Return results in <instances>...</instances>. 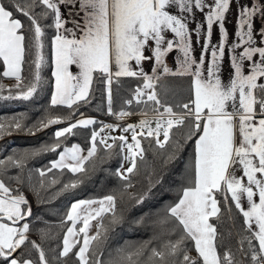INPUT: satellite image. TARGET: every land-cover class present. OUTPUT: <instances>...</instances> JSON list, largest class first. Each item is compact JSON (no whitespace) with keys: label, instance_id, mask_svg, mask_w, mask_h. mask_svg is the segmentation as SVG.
Wrapping results in <instances>:
<instances>
[{"label":"snow or ice","instance_id":"obj_1","mask_svg":"<svg viewBox=\"0 0 264 264\" xmlns=\"http://www.w3.org/2000/svg\"><path fill=\"white\" fill-rule=\"evenodd\" d=\"M77 0H12V9L0 0V58L7 65L4 71L5 77H15L20 87L22 81L21 73L25 58V31L20 19L14 18L13 11H18L30 21V31L34 40L35 60L33 65L36 69L34 81L20 93L23 99H29L36 91L40 82V68L44 60L42 37L44 30L39 23L38 16L46 17L51 11L54 17L53 26L57 35L53 38L55 48V92L51 98L52 105H66L71 108L79 101H87L90 86L93 80V73L106 74L109 103H111V84L113 73L111 66H118L115 72L116 77H142L143 87L135 89V98L140 101L147 97V101L160 105V99L156 91L157 82L160 76L156 68H162L164 74L190 75L194 79V98L188 103L179 107L184 110L180 113L174 112L171 106H164V112L158 108L153 111L161 119L156 121V127H151L149 120H142L139 127L147 129V136L155 137V143L164 148L171 138L172 129L182 126L187 127L186 138L191 139L194 135L201 133L196 140L195 180L192 186L182 190V197L169 212L181 226L183 235L176 241H169L164 250L151 249L149 260H156L157 264H165L168 256L182 255L183 264H236L235 257L231 251L223 255L217 248V227L210 222L212 217H219V201L214 193L222 190L224 198L235 201V207L243 214L247 230L251 233L248 240L250 258L254 264H264V83H258L264 78V47L253 45L252 17L259 10V6L242 7L239 11V31L236 35L239 42L231 45L233 55L231 63L235 70V78L230 83L224 84L219 75L220 61L224 57L225 45L228 42V32L225 28V14L229 11L232 0H78L79 6L85 12L84 24L76 25L82 31L77 38L76 33L71 29H64L71 33L68 38L60 30L67 23L62 18L60 5L73 3ZM43 5L45 11L36 14L35 8ZM178 8L182 13H192L194 8L206 12L207 38L209 44L212 39L214 24H218L222 34L220 43L211 48V64L207 66L203 57L197 59L192 55V32L183 15L173 14V8ZM170 30L175 34L176 40H166L165 31ZM264 37V28L260 30ZM150 41L155 42L151 49L152 55H145V48ZM241 45L244 47L242 54H236V49ZM179 49L181 56L176 59L179 63V70L173 72L165 63V57L173 50ZM204 51H209L204 46ZM259 55V62L254 57ZM155 60L156 68L152 69L153 74L148 75L143 67L138 71L134 70L131 62L137 65L145 60ZM251 61V71L245 74L244 61ZM71 65H78L80 72L73 75L70 71ZM4 85L0 84V89ZM259 89V97L256 90ZM133 101L128 100L131 104ZM231 107V111H229ZM259 109V111L257 110ZM111 112V107H109ZM167 119H163L164 114ZM129 113L121 112L123 118ZM259 116V119L257 117ZM186 121H189L186 125ZM61 118H49L43 127L58 124ZM95 123L91 119H81L63 130L55 132L59 139L67 133H71L78 125L87 126ZM19 129V122L13 121L7 125ZM6 125L0 123V132L4 131ZM133 131L132 140L134 143L126 144L129 155L125 159L130 160L131 166L127 168L128 173L136 169L137 157L143 158L144 149L141 141L137 139L142 133L136 132V126L129 125L124 131ZM163 131V140L160 133ZM98 133L92 135V146L87 155H82L79 145L71 148H64L59 154V159L52 162L53 168H68L73 173L84 171L85 162L95 155ZM239 137V141H238ZM113 143L117 139L127 141L126 136L112 137ZM100 143L107 148L105 139ZM60 147L59 143L47 147L45 150L55 151ZM179 148V142L176 145ZM171 158V157H170ZM11 161L12 158L9 157ZM21 165L22 160L12 161ZM3 163V161H0ZM242 166L243 175L237 177L235 165ZM231 169V170H230ZM45 173L40 172L43 176ZM246 177V183H245ZM127 179V177H124ZM75 184L65 187H75ZM128 187H131L129 184ZM11 189L5 186L0 180V257L8 259L18 248L29 239V225L24 223L21 227H15L18 221L25 219L28 212L22 211V205L27 204L23 195H11ZM246 195L249 207L241 203L242 197ZM258 196V202L255 197ZM117 197L115 195L104 196L100 200H81L72 204L67 219L72 222V227L67 229V235L63 240L64 256H67L76 240L70 237L83 233V246L77 255L82 264H88L87 253L91 243L101 236L98 229L95 235H89L90 221L98 217L103 218L104 214L112 213L115 220ZM96 205V207H93ZM81 211L84 215H81ZM11 224L3 222L4 219ZM82 227L76 230L77 223ZM256 225L254 228L253 225ZM103 228V224L99 225ZM186 240L194 242V250L197 257L189 255L186 247ZM258 242V247L252 241ZM37 249L39 244L32 242ZM244 239L240 241V251L243 253ZM142 250L129 253L128 260L133 255H142ZM39 260L42 264H48L43 249L39 251ZM9 264H33L31 260L20 261L12 258ZM134 264V262H133Z\"/></svg>","mask_w":264,"mask_h":264},{"label":"trees","instance_id":"obj_2","mask_svg":"<svg viewBox=\"0 0 264 264\" xmlns=\"http://www.w3.org/2000/svg\"><path fill=\"white\" fill-rule=\"evenodd\" d=\"M5 3L11 10L12 0H5ZM45 10L43 5H38L35 13L39 14ZM48 13L46 17H37L44 30V60L40 68V82L29 99H23L20 93L34 81L35 48L33 34L29 30L30 21L18 11H13V16L23 23L26 37L19 88L15 87V78L3 75L5 64L0 58V84L4 85L3 89H0V123L6 125L5 130L0 132V140L4 139L0 142V161H3L0 163V180L12 190L11 195L29 194L34 203L32 216L16 226L20 227L24 223L29 225L28 234L38 237L48 264H81L77 255L80 242L75 244L67 256L61 254L67 229L72 225L67 219L71 206L77 201L97 200L107 195H115V220L112 213H106L100 218L99 225L102 223L103 228L98 225L97 230L101 231V236L91 243L87 254L88 264H157L156 260H149L151 249L164 250L169 241H176L183 235L181 226L171 216L169 209L179 201L182 190L194 183L195 142L201 133L187 139L186 126L174 127L164 148L155 143V137L141 136L144 155L142 159L139 158L136 169L127 179L121 173L125 142L119 139L112 144V148L105 147L97 140V151L85 162L82 172L73 173L68 168H53L52 162L58 160L64 148L79 145L85 151L83 155H87L92 146V135L101 124L96 125L98 123L95 121L87 126L78 125L71 133L59 139L55 137V132L81 119H89L84 115L94 111L102 113L104 106L101 109L92 108L97 104L98 93L107 97V82L106 74L95 72L87 101H79L71 108L51 104L54 89L53 38L57 34L53 26L54 17L50 10ZM112 78L114 90L111 96L116 106L117 103L122 105L119 110L126 106L133 111L148 110L149 114H157L153 109L158 108L159 112H164V107L161 106L164 105L171 106L174 112L180 113L184 110L179 105L194 98L192 76H163L156 85L160 105H155L147 99L128 104V100L133 101V92L144 81L143 78ZM256 94L259 97V89ZM80 116L84 117L76 120ZM56 117L61 118L60 123L43 127V123L49 118ZM13 121L19 122L21 127H7ZM67 121L71 122L61 124ZM188 122L186 121V125ZM57 143L60 147L55 151L45 150ZM9 157L12 158L11 161ZM15 160H22L23 163L18 166L12 162ZM41 171L45 173L43 176L40 175ZM71 184L76 186L65 187ZM129 184L131 187H128ZM214 195L221 209L218 218L210 219L217 227L218 251L222 255L231 251L236 264H254L250 258L248 240L245 239L250 237L251 233L247 230L243 214L235 207V201L230 198L229 193V198L225 200L223 186L222 190ZM26 205L28 206H22ZM242 239L243 253L240 251ZM32 242L31 239L27 240L17 255L32 259L38 264L37 255L39 263L42 264L39 251L33 247ZM185 243L189 254L195 252L194 242L186 240ZM252 243L256 246L255 240ZM138 250H142L143 254L133 255L131 260L127 259L129 253ZM8 261L9 258L0 257V264H7ZM165 264H183L182 255L168 256Z\"/></svg>","mask_w":264,"mask_h":264},{"label":"crops","instance_id":"obj_3","mask_svg":"<svg viewBox=\"0 0 264 264\" xmlns=\"http://www.w3.org/2000/svg\"><path fill=\"white\" fill-rule=\"evenodd\" d=\"M211 0H206V3H210ZM253 6H259V10L256 12V14L252 17V25H253V45L255 47H264V37L261 36L260 30L261 28H264V0H232L229 11L225 14V28L227 29L228 32V42L225 45V53L224 57L220 61V77L221 80L224 84L230 83L231 79L235 78V70L232 66L231 63V57L234 54L231 48V45L234 43L239 42V37L236 35V33L239 31L238 28V23H239V11L242 7H253ZM60 10L62 14V18L67 21V23L64 24V28H62L60 31L64 34L67 35L68 38H72L71 33L65 32L64 29H71L76 33V37L79 38L83 33L82 31L76 27L77 24L83 25L84 24V16L85 12L81 10L78 0L77 2L73 3H65L60 5ZM207 8H205L204 12H201L199 9L193 10L192 13H182L178 8H173V14L177 15H183L186 18V22L189 25V30L192 32V55L195 56L197 59L200 57H203L205 60V64L207 66H210L211 64V48L216 47L221 39H222V34L219 29L218 24L213 25L212 29V39H211V44L208 42L207 38V21H206V12ZM57 34V30H56ZM165 39L169 40H176L178 39L175 37L174 33H171L170 30H166L165 33ZM207 45L209 51L205 53L204 51V46ZM155 42L150 41L149 45L145 48V55L146 56H151L153 53L151 51L152 48H154ZM247 45H241L240 48L236 49V54H242L244 47ZM55 54V50H54ZM182 53H180L179 49L173 48V50L164 58L165 63L167 66L173 70V72H176L179 70V63L177 61V57L181 56ZM254 61L257 63L259 62V55L257 54L254 58ZM132 67L134 70H139L141 67H143L144 71L148 75H152V69L156 68L155 60H145L141 64L137 65L134 61L131 62ZM251 61H244V66L246 69L245 74H248L251 71ZM7 70V65L5 64V69L4 71ZM55 69L53 70L54 73ZM70 71L72 72L73 75H78L80 72V69L78 65H71L70 66ZM111 71L113 73V76H115V72L118 71V66L113 64L111 66ZM156 72L160 77L163 76H187V75H172V74H164L162 68H156ZM22 75V73H21ZM112 76V77H113ZM94 77V73H93ZM139 77V76H137ZM8 78H15V77H8ZM193 78V94H194V79ZM93 83V80H92ZM91 83V86H92ZM258 83H264V78H261V80L258 81ZM91 86L89 90V94L91 91ZM55 92V77H54V89H53V94ZM89 96V95H88ZM231 107H229V111H231ZM259 111V110H258ZM147 118H150V115H147ZM164 117H167V114L164 115ZM259 119V116L257 117ZM134 122L132 120L124 122V126H127L128 123ZM123 126V125H122ZM121 126V127H122ZM123 126V127H124ZM139 133H142L140 136H144L145 134L147 135V132L139 131ZM199 138V137H198ZM197 138V139H198ZM239 141V137H238ZM126 154V152H125ZM124 154V158H125ZM126 160V159H125ZM236 172L235 174L237 177H240L243 175L242 172V166L240 165H235ZM231 170V169H230ZM122 171V170H121ZM246 177H245V183H246ZM230 194V193H229ZM231 195V194H230ZM182 197V196H181ZM254 199L257 200L258 202V196L255 197ZM242 205L247 209L249 207V203L247 201L246 195H244L241 199ZM100 221V219H99ZM211 222V221H210ZM99 225V224H98ZM253 227L255 228L256 225L254 224ZM256 241V240H255ZM256 246L258 247V242L256 241ZM196 255L198 256V253L195 251Z\"/></svg>","mask_w":264,"mask_h":264},{"label":"rangeland","instance_id":"obj_4","mask_svg":"<svg viewBox=\"0 0 264 264\" xmlns=\"http://www.w3.org/2000/svg\"><path fill=\"white\" fill-rule=\"evenodd\" d=\"M54 50H55V48H54V44H53V60H52L53 70L55 69V54H54ZM53 77H54V75H53ZM143 84H144V81L138 87H141L142 88L143 87ZM8 85H10V82H8ZM107 88H108V86H107ZM107 88L105 90V92L107 94V97H103L102 93H98V96H97V98H98L97 104L92 108V109L95 110V109H99V108L101 109L102 106H104V109L102 110V113L94 111V112H92V114L84 115V116L89 117V119L96 121L98 123L96 125L101 124V126H102L107 121H110L112 123L113 126L106 132V134L104 136H102L100 134V132H99V129H100L101 126L98 129L95 128V129H97V131L95 130V133H98L99 134L98 137H97V140L98 141H100L103 138V139L106 140L107 144H113V140L111 139L112 137L126 136L127 137V141L125 142V145L126 144H132V143H134L133 140H132L133 131L131 129H129L128 131H124V129L125 128H128L129 125L136 126V132L137 133H139V131H142V129L139 127L140 122L142 120H149L151 122V127L152 128H155L156 127V121L158 119H161L157 114H149V113H147L148 110L133 111V109H130V108L126 107V106H124L123 108H121L119 110L118 108H120L122 105L120 103H117V106H116L115 103H114V101H113V97L112 96H111V103H109L108 90H107ZM170 88H172V87H170ZM113 90H114V88H113V78H112L111 95L113 94ZM133 93H135V91ZM106 94H105V96H106ZM146 99H147V97L145 96L140 101H137L136 98H135V95H134L133 102H141V101H145ZM113 105H115V108H114ZM109 107H111V112L109 111ZM121 112L129 113V115H126L123 118H121L119 116V113H121ZM161 113H163V112H161ZM147 115H150V118H147L148 117ZM84 116H80L76 120H78L80 118H83ZM133 117H137V118H133ZM167 118L168 117H163V119H167ZM130 120H132L134 122H130V123L127 124V126H124V124H125L124 122L130 121ZM70 122L71 121L62 122L61 124H66V123H70ZM162 122H163V120L161 119V123ZM143 131L144 132H147V129H143ZM144 136H146V134ZM159 138L161 140H163V131H161ZM137 139H139L141 141V136L138 135L137 136ZM3 140L4 139H1L0 142H2ZM91 142H92V139H91ZM72 146H74V145H72ZM72 146L67 147V148H71ZM141 146H142V141H141ZM84 152L85 151L83 150L81 154L83 155ZM125 152H126V154H125ZM124 154H125V157H127L129 155V152H128V149H127L126 146H125V149H124ZM143 155H144V153H143ZM58 159H59V157H58ZM138 160H139V157H137L136 164H137ZM130 166H131L130 160H127V159L125 160V158H124V164L122 166V171H121V173H122L123 176L128 177L131 174V173H128L127 172V168L130 167ZM16 188H17V185H16ZM27 195H29V194H27ZM97 200H100V199H97ZM32 201H33V199H32ZM77 202H75V203H77ZM28 206L27 205H26V207L21 206L22 207V211L25 212V213L28 212L29 209H30ZM93 207H96V205H93ZM81 215H84V212L83 211H81ZM99 219H100V217H98L95 220H91L90 221L91 227L89 228V231H88V234L90 236L96 234V231H97V228H98V224H99ZM3 222L8 223L6 221H3ZM9 224H11V223H9ZM13 226L17 227L16 225H13ZM82 226H83L82 223H80V225H78V226L76 225V230H78ZM71 227H72V225H71ZM70 240L79 241L81 243L80 244V248H81L83 246V233H80V234L76 235L75 237H70ZM33 247H35L34 244H33ZM189 255H191L193 257H197V255H196L195 252H191ZM13 258H15L17 260H20V261H24V260H31V261H33L32 259L22 258L21 255H16ZM11 259H9V261L7 262V264H9V262H10ZM36 259H37L38 264H40L39 261H38L37 255H36ZM33 264H36V263L33 261ZM81 264H82V262H81Z\"/></svg>","mask_w":264,"mask_h":264},{"label":"water","instance_id":"obj_5","mask_svg":"<svg viewBox=\"0 0 264 264\" xmlns=\"http://www.w3.org/2000/svg\"><path fill=\"white\" fill-rule=\"evenodd\" d=\"M24 197H25V199L27 200V204L29 205V208H30V211H31V215H26V216H25V219L18 221L17 224H19V223H21V222H23V221L29 219V218L32 216L33 211H34V203H33V201H32L31 196L25 195ZM3 221H7V219L5 218ZM7 222L11 223L10 221H7ZM15 225H16V224H15ZM28 237H29V239H31L32 241H34L35 244H39V245H40V249H42L41 244H40V242H39V239H38V237H37L36 235H34V234H28ZM29 239H28V240H29ZM22 246H23V245H22ZM22 246H21L20 248H18L15 252H13V253H12V256L9 257V259L15 257V256L18 254V252L20 251V249L22 248ZM40 249H38V251H40Z\"/></svg>","mask_w":264,"mask_h":264},{"label":"built area","instance_id":"obj_6","mask_svg":"<svg viewBox=\"0 0 264 264\" xmlns=\"http://www.w3.org/2000/svg\"><path fill=\"white\" fill-rule=\"evenodd\" d=\"M133 118H137V117H133ZM112 123L110 121H107L106 123H104L100 129L99 132L102 136H104L106 134V132L112 127ZM147 136V135H146ZM27 195V194H25Z\"/></svg>","mask_w":264,"mask_h":264}]
</instances>
